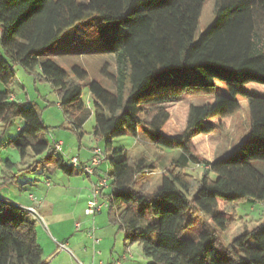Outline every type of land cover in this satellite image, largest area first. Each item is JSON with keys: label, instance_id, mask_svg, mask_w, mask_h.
I'll return each instance as SVG.
<instances>
[{"label": "trees", "instance_id": "trees-1", "mask_svg": "<svg viewBox=\"0 0 264 264\" xmlns=\"http://www.w3.org/2000/svg\"><path fill=\"white\" fill-rule=\"evenodd\" d=\"M205 2L0 0V85L15 81L16 65L50 82L72 123L64 126L79 141L83 125L94 115L92 133L104 144L109 164L110 220L124 231L126 246L141 245L150 264H264V219L229 243L222 239V232L241 219L238 203L248 198L264 202V166L258 164L264 162V96L241 88L264 84V0H216L215 20L196 38ZM81 21L95 24L101 53L112 55L116 65L113 74L103 69L113 90L97 79L87 84L92 107L83 94L87 69L74 64L69 71L54 58L65 31ZM219 83L227 93H218ZM12 95L11 88L0 87V121H24L10 141L21 159L32 153L35 166L44 172L80 174L64 157L54 156V143L42 139L48 126L37 104L12 100ZM196 95L215 98L189 106L182 132L165 133L171 117L166 104ZM240 96L247 99L250 112L246 135L215 159H200L194 138L223 131L225 119L241 110ZM140 131L159 149L181 151L154 191L138 178L153 162L113 148L115 137L137 138ZM191 161L204 167L201 176L185 172ZM199 214L210 223L196 238L185 236ZM0 264H47L36 221L3 199Z\"/></svg>", "mask_w": 264, "mask_h": 264}, {"label": "rangeland", "instance_id": "rangeland-1", "mask_svg": "<svg viewBox=\"0 0 264 264\" xmlns=\"http://www.w3.org/2000/svg\"><path fill=\"white\" fill-rule=\"evenodd\" d=\"M80 1L84 2L87 0ZM215 8L216 0H206L196 31V38L215 20ZM89 24L92 25V21H81L70 28L64 34L63 40L55 46V49L63 51L56 60L67 70L71 71L74 64H78L88 70L89 77L84 81L83 94L87 102H93L87 84L93 79H97L105 87L113 90L114 84L104 73L103 69L105 68L108 73L113 74L116 71V65L112 55L101 53L100 37L97 30L93 27H88L89 30L85 31L87 29L86 25L91 26ZM262 36L264 38V32ZM68 38L70 39L68 40ZM16 68L15 81L8 86L1 84L0 87L3 90L11 88L23 102L37 104L42 119L45 125L48 126V131L43 132L41 135L42 139L47 140L50 144L55 141L64 143L63 151L57 150L54 154L55 157H64L69 161L71 157L80 153L82 158H86L89 146L98 142L92 133L96 123L94 115L85 124V139L83 147H80L78 135L71 129L65 128L66 125L71 126L72 123H69L71 121L61 109L59 93L51 83L36 79L35 76L27 73L19 65ZM241 88L247 94L264 96V84L250 83ZM218 93H227L224 84L219 83ZM214 98L215 96L196 95L166 104L171 117L164 127V132L169 135L182 132L186 124L189 106L191 104L202 105L210 103ZM239 102L241 103V110L225 119L226 127L223 131L209 135H198L194 138V147L200 159L213 160L217 156L228 152L237 142L242 141L249 130L250 112L246 98L240 96ZM23 125L24 121L18 117L12 119L6 125L0 121V196L10 199L7 201L8 203L20 206L21 204H18L24 203L28 195L32 194L36 198V189L41 187L43 199L48 198L56 202L53 214H45L40 211L39 213L43 220L36 221L37 227L42 233L39 240L46 247L44 258L47 260V264H100V261H103L102 264H116L117 261L120 262L119 264H150L151 259L144 254L139 243L125 247L124 231L116 229L117 227H113L107 221L108 209L95 216L86 215L91 219L96 218L98 223H100L97 228L95 225H91L86 229L87 235L80 241L81 245L84 244L88 248L87 253L81 254L77 249L69 247L73 253L64 249L58 250L55 254L59 255L57 258H53L55 254H53L51 249L54 246L57 249L56 243L53 241L54 237L63 239V235H66L75 224V218L69 215V211L75 205H78L79 202V196L76 195V187H78V190L85 187L82 180L89 181L91 178L94 179L96 175L89 177L84 172V174L80 175V179H76V177L67 176L61 171L53 174L44 172L40 167L35 166L36 156L32 153L22 160L19 151L10 144V141L19 133ZM136 142L137 138L132 135L118 136L113 140V148L127 150L131 157L135 156V154L137 156L136 152H138V155L144 157L146 162H153L154 167L150 168L148 172L139 174L138 178L139 181L147 182L149 184L148 189L154 191L161 185L162 175L171 165L172 159L175 156H179L180 150L157 148L143 131L138 141L137 150H134ZM98 143L104 148L103 143ZM48 153L49 151L46 152V154ZM8 162H11V165ZM258 164L264 166V162L259 161ZM203 171L204 167L193 161L185 167V172L195 177L201 176ZM47 177L51 178L52 185L50 187H47ZM62 177L64 178L63 181L61 180ZM68 179L71 180L70 186ZM52 188L66 192V196L59 198L60 192L56 190L50 193ZM35 200H42V198H36ZM21 206L25 207L23 204ZM81 206L82 202L79 204L78 212ZM263 211L264 203L252 198L238 203L236 212L241 219L230 230L222 232L223 241L229 243L241 232L256 227L264 219ZM207 223H210V220L205 215L199 214L194 225L186 230L185 236L196 238L200 229ZM91 228L94 229V238L99 237L101 239L99 243H95L94 238L89 235L88 232L92 230ZM112 250L114 252L113 256L111 255Z\"/></svg>", "mask_w": 264, "mask_h": 264}, {"label": "crops", "instance_id": "crops-1", "mask_svg": "<svg viewBox=\"0 0 264 264\" xmlns=\"http://www.w3.org/2000/svg\"><path fill=\"white\" fill-rule=\"evenodd\" d=\"M89 25H91V24H89ZM87 26V29H85V31L87 32L89 29H88V27H93L94 29H95V24L94 23H92V25L91 26H88V25H86ZM68 30H70V29H68ZM68 30H66L65 31V33L68 31ZM64 33V34H65ZM64 37V35L61 37V39H60V41H62L63 38ZM70 38H68V40H69ZM68 40H66L67 42H68ZM63 51H58V50H56L55 48H54V58L56 59L58 56H60L61 55V53H62ZM16 66H18V65H16ZM16 66H15V68H16ZM86 69V68H85ZM38 71H40L41 69H40V67H38V69H37ZM88 71V70H87ZM16 72H17V68H16ZM11 99L12 100H21L20 98H19V96L13 91V95H12V97H11ZM22 101V100H21ZM59 104H60V99H59ZM86 104L89 106V107H92V103H91V101H89V102H87L86 101ZM197 105V104H196ZM91 116H93V115H91ZM90 116V117H91ZM89 117V118H90ZM87 122V121H86ZM86 124V123H85ZM85 124L83 125V127H82V130L86 133V131H85V129H84V127H85ZM85 135V134H84ZM140 136H141V131H140V134H139V136L137 137V142H136V144H135V146H134V150H137V145H138V141H139V138H140ZM197 137V136H196ZM84 139H85V136H83L82 138H81V140L79 141V145H80V147H83V142H84ZM60 142H62V141H60ZM64 144V143H63ZM95 146H100V144L98 143V142H96L95 144H93V145H91V146H89V149H87L88 150V156L86 157V158H82L81 157V155H80V153L79 154H77V156H79V158H80V160H81V162L84 164V163H87L88 161H89V159L91 158V156H92V149L95 147ZM79 147V148H80ZM232 149V147L228 150V151H230ZM80 151V150H79ZM162 151H167V150H162ZM137 153V156H136V154H135V156H133V157H141L140 155H138V152H136ZM180 153H181V151H180ZM180 155V154H179ZM178 156V155H177ZM176 157V156H175ZM67 161V160H66ZM69 162V161H68ZM75 169H78V170H80L81 171V173L80 174H77V175H73L74 177H76V179H80L81 178V176L80 175H82V174H84V171L82 170V169H80V168H77V167H75ZM108 169H109V164H108V162L107 161H105L104 163H102L99 167H98V170H97V173H96V177L94 178V179H92L91 178V180L89 179V181H87V180H82V183L85 185V187H83V188H81V189H77L78 187H76V192H77V194L76 195H78L79 196V202H78V205H75L74 206V208H72L71 209V211H69V215H71V216H74V218H75V224H74V226L70 229V231L66 234V235H63L64 237H63V239H59V238H56V237H54V242L56 243V247H57V249L55 248V246L51 249V251H53V254H55V252L57 251L58 252V250H62V249H60L59 248V244L58 243H60V242H65V243H67L68 244V247H70V248H75V249H77V251H79V253H81V254H85V253H87V250H88V248L83 244V245H81V243H80V241L81 240H83V238H85L86 237V235H87V233H86V229H88L91 225H95L96 226V228H97V226H98V224H100V223H98V221H97V219L96 218H94V219H91V218H88L87 216H86V214H85V212H84V210H85V207H86V203H87V200L89 199V197H90V195H91V193H92V188H93V183L95 182V181H97L98 180V177L99 176H101V175H104V174H106L107 172H108ZM68 176V175H67ZM72 177V176H71ZM51 178L50 177H47V187L49 186H51L52 184H51V180H50ZM62 181L64 180V178L62 177V179H61ZM142 182V181H141ZM64 184H66V183H64ZM68 184H69V186H70V184H71V180L70 179H68ZM32 185H34L33 183H32ZM158 186V185H157ZM158 188V187H157ZM59 191L57 188H52V190H51V192L50 193H53L54 191ZM36 191H37V193H35V196H36V198H38V199H41L42 198V200H39L40 201V203L38 204V210H39V212L41 211L42 213H45V214H53V210H54V208H55V206H56V202H53V201H51L50 199H48V198H46V199H43V197H42V188L41 187H38V189H36ZM32 192V191H31ZM60 192V197L59 198H62L63 196H66V192L64 193V192H61V191H59ZM64 193V194H63ZM31 195V194H30ZM30 195H28L27 196V200L24 202V203H16V202H14V203H16V204H18V205H25V206H30V205H35V201H32L31 199H30ZM0 199H3V200H5V201H8V200H10V199H7V198H5V197H2V196H0ZM20 202V201H19ZM80 202H82V206H81V208L79 209L80 211L78 212V208H79V204H80ZM264 203V202H263ZM20 205V206H21ZM107 221H108V223H110L111 225H113V227H117L116 229H118V230H121L120 229V227H119V225L118 224H115V223H113L111 220H110V216H109V211H108V213H107ZM79 225V226H78ZM67 229V228H66ZM37 232H38V241H39V243L41 244V246L43 247V249H44V254H45V246H44V244L43 243H41V241L39 240L40 239V236H41V231L39 230V228L37 227ZM241 233H243V232H241ZM69 239V240H68ZM98 239H99V242H100V238L98 237ZM124 245H125V242H124ZM125 247H126V245H125ZM64 250H66V249H64ZM67 251H69L70 253H73V251H71L70 249L69 250H67ZM113 254H114V252H113V250L111 251V255L113 256ZM59 254H55L54 256H53V258H57V256H58ZM46 262H47V260H46ZM101 263L100 264H102L103 263V261H100Z\"/></svg>", "mask_w": 264, "mask_h": 264}, {"label": "built area", "instance_id": "built-area-1", "mask_svg": "<svg viewBox=\"0 0 264 264\" xmlns=\"http://www.w3.org/2000/svg\"><path fill=\"white\" fill-rule=\"evenodd\" d=\"M53 147L58 151H63V143L60 141H55ZM105 161H107L106 152L101 146H95L92 149V156L87 163L83 164L79 156H73L69 159V162L72 164V166L82 169L89 177L96 175L98 167ZM111 189L112 186L107 173L99 176L98 180L93 183L92 193L86 203L85 214L88 216H95L97 214L102 213L105 209L109 210L110 198L107 195L110 194ZM107 191L108 193H106ZM29 197L31 200L35 201V205L20 207L26 210L31 216V218L35 221L43 220V217L41 216L38 210V204L40 203V201H36V198L32 194ZM88 233L92 238H94V229L89 230ZM94 242L99 243V239L94 238ZM58 244L60 249L69 250L67 243L60 242ZM119 263V261L116 262V264Z\"/></svg>", "mask_w": 264, "mask_h": 264}]
</instances>
